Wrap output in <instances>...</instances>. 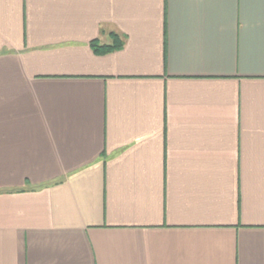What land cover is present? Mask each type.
I'll return each instance as SVG.
<instances>
[{
	"label": "crops",
	"instance_id": "0c3cea01",
	"mask_svg": "<svg viewBox=\"0 0 264 264\" xmlns=\"http://www.w3.org/2000/svg\"><path fill=\"white\" fill-rule=\"evenodd\" d=\"M0 264H264V0H0Z\"/></svg>",
	"mask_w": 264,
	"mask_h": 264
},
{
	"label": "trees",
	"instance_id": "16d2710c",
	"mask_svg": "<svg viewBox=\"0 0 264 264\" xmlns=\"http://www.w3.org/2000/svg\"><path fill=\"white\" fill-rule=\"evenodd\" d=\"M113 37H114L113 44H110V45L103 44L97 40H94L91 42V46L97 54H106V53L122 48L124 44L123 40L120 39L119 36L115 33L113 34Z\"/></svg>",
	"mask_w": 264,
	"mask_h": 264
}]
</instances>
